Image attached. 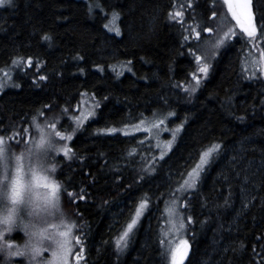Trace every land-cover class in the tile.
Masks as SVG:
<instances>
[{"label":"trees","instance_id":"16d2710c","mask_svg":"<svg viewBox=\"0 0 264 264\" xmlns=\"http://www.w3.org/2000/svg\"><path fill=\"white\" fill-rule=\"evenodd\" d=\"M87 1L91 13L85 0H14L12 6H0V70L22 58L0 90V138L22 144L33 115L69 119L83 92L99 102L95 115L74 128L68 155H57L64 204L73 236L81 241L75 245L83 246L82 264H170L161 254L167 247L161 239L174 237L164 235L169 232L166 202L173 199L190 244L184 264H264V76L255 70V77L244 78L252 71L242 65L248 38L232 37L207 61L204 77L188 53L195 39L183 37L194 21L213 26L215 0H194L195 11L186 7L187 0ZM113 11L120 13L119 36L103 27ZM177 11L183 12L182 21L169 18ZM252 11L260 55L264 0H252ZM193 73L202 82L189 94ZM167 111L174 113L169 125L184 126L162 160L144 134L97 131ZM213 142L224 151L198 189L180 192L179 173L186 174ZM132 148L136 152L129 156ZM153 157L155 171L147 172L144 166ZM245 169L252 176L248 183ZM145 193L149 204L126 250L118 252L115 238ZM13 259L23 264L22 257Z\"/></svg>","mask_w":264,"mask_h":264},{"label":"snow or ice","instance_id":"6c2138e0","mask_svg":"<svg viewBox=\"0 0 264 264\" xmlns=\"http://www.w3.org/2000/svg\"><path fill=\"white\" fill-rule=\"evenodd\" d=\"M14 3V0H0V6L8 5L12 6ZM194 0H187L186 7L188 9L193 8ZM223 4L227 7L228 13H230L231 18L235 21V27L228 28L227 31H222V25L223 20L220 24L216 25V28L213 27H203L202 22L200 21H194L192 27L190 29H185V31H188V35H185L183 37V40L187 42L190 38H194L196 43L194 47H190L188 49L189 55L194 56L195 61L198 65V72L202 73L204 77H206L209 73L210 63L206 61H210L211 59H215L217 56L218 51L225 47L230 41L232 37H237L238 39H243L245 36L249 39L255 38L257 35V24L253 17V11H252V0H223ZM185 5H182L181 7H184ZM96 7H99V5H96ZM93 11V6H89V12L91 13ZM120 13L117 11H113L111 20L108 24H105V27L109 29V31H114L116 35L120 34V28L117 25V20L119 19ZM217 13L213 11L211 13L212 18H215ZM180 18L182 21L184 18L183 12L177 11L175 15L172 13H169L170 19H176ZM238 27L240 30L239 33L235 30ZM260 30L262 36H264V14H261L260 16ZM214 31H220L221 34L219 36L213 35ZM202 33H206V36H203ZM44 39L50 40L51 37L48 35H45ZM202 53V54H201ZM79 58V57H78ZM22 58H16L13 60V64L17 65L21 62ZM27 63L30 65L32 63L31 58L28 59ZM127 63H131L130 61ZM251 63L252 65V71L251 75H246L245 79H252L256 76L255 69L260 70V75L264 76V50L260 51L259 59L255 57H250L249 60L244 61V64L247 65ZM39 67V65H37ZM83 71V70H81ZM46 76H41L40 80H46ZM193 79L195 80V86L186 89L189 94L194 93L196 89L200 86L202 82V77L197 76L196 73H193ZM7 82L5 80H0V90H2L6 86ZM18 87L19 85H15ZM231 99V98H229ZM99 107V102H96V104L93 106V110H89L87 113H82L80 116L72 117V119L76 123V127L79 128L83 121L87 119L88 117L94 116L95 111L94 109ZM39 116H43V113H38ZM174 115V113L169 112L166 115H162L159 113H153V117L151 120L148 118H145L144 120H141L139 125H132L131 128L134 131H139L142 126L145 125V123H148V127H146L144 130L149 133V135L152 134V132L156 131V137H157V147L161 148L160 151V159L162 160L164 156L166 155L167 151L171 149L172 145L175 143L177 136L179 135L181 129L184 126V122H181V124L177 125L174 129H172V139L169 141L161 142L159 140V129L160 126L163 125L164 120L168 117ZM37 119V115H33L31 118V122L35 121ZM55 121L59 120V117H54ZM243 119V118H238ZM53 129L57 128V123H53L51 125ZM129 128V125H124L122 129H117L115 127H107V128H101L97 129L100 133H116L118 131H124L125 134H128L127 129ZM25 131H28L25 129ZM57 137L60 139H70L71 135L69 134L68 137H64L63 134L60 131H56ZM163 145V147H162ZM59 151H63L64 154L67 156L69 153V149L64 146ZM224 150L221 147L220 143L213 142L210 146L204 147L199 152V159L195 160L194 166L191 167L190 170H187V175L184 173H179V180H177L178 184V190L183 193H188L189 190L192 189H198L200 184L203 182V176L207 171V168L211 166L212 163L215 162V159L217 156H219ZM241 151H244L243 147H241ZM136 152L135 148H132L128 155L132 156L133 153ZM191 158V154H190ZM243 157H241L242 159ZM236 158L233 157V160ZM156 160V157H153L151 161H148L147 164H145L144 169L147 172L155 171V166L153 164V161ZM231 163V161H230ZM262 165H264V161L261 162ZM235 164H232V167L235 168ZM237 176L241 175V172L236 173ZM142 178V177H141ZM227 179V177H225ZM182 181V182H181ZM252 181V176L248 174L247 169L244 170L243 174V182L248 183ZM254 183V182H253ZM245 192V189L242 188V194ZM149 204V197L147 193L144 194V196L139 200L138 204L134 206V211L132 209H129V219L126 221L125 225L123 226V231L120 233L118 237L115 238V244L117 247L118 252H123L126 250L128 246V239L130 235L134 234V230L138 226L139 218L143 215L144 210L147 208ZM165 212L168 215V224H169V232L164 233V235L169 234H176L179 235L185 230V218L181 214L180 208L178 206V202L176 199H173L169 202H166V208ZM189 221L192 219L190 216L187 218ZM72 227L73 225L68 224L66 232L62 233L66 237H68L66 241V245L62 247L60 253L57 256V264H70V257L72 254L73 249V241L75 240V243L80 244V238L79 237H73L72 235ZM167 244V247L163 249L162 256L170 257V264H184L185 257L188 255L189 250V243L186 239H180L179 243H176L175 240H167L161 239V244L165 245ZM7 247L11 249L13 247V241H9L7 244ZM243 247V245H241ZM83 246L81 245V253L76 255V261L77 264H79V261L83 259ZM23 250L17 248L16 251L10 252V256L12 257H22Z\"/></svg>","mask_w":264,"mask_h":264},{"label":"clouds","instance_id":"9594fccd","mask_svg":"<svg viewBox=\"0 0 264 264\" xmlns=\"http://www.w3.org/2000/svg\"><path fill=\"white\" fill-rule=\"evenodd\" d=\"M54 117L32 121L30 138L19 146L0 138V264H18L10 256L17 248L23 264H57L66 245L71 214L57 177L62 144ZM17 231L20 240L13 239Z\"/></svg>","mask_w":264,"mask_h":264},{"label":"rangeland","instance_id":"374dc122","mask_svg":"<svg viewBox=\"0 0 264 264\" xmlns=\"http://www.w3.org/2000/svg\"><path fill=\"white\" fill-rule=\"evenodd\" d=\"M88 4V7L91 5L87 0H85ZM214 7H215V12L217 13L216 17L213 18V28L215 29L216 28V25L217 24H220L221 21L223 20V25H222V31H227L228 28L230 27H235V21L231 18V15L230 13H228L227 11V7L223 4V0H215V3H214ZM112 13L113 12H110L108 13L106 19L104 20L103 22V27L104 29L111 33V34H114L116 35V33L114 31H109L108 28L105 27V24H108L109 21L111 20V17H112ZM117 25L119 26L120 28V25H119V19L117 20ZM237 31V33L240 31L238 29V27L235 29ZM121 33V31H120ZM221 34L220 31H214L213 35L215 36H219ZM120 35V34H119ZM117 35V36H119ZM258 45V41L255 39V38H252V39H249L247 40V43L246 45L244 46V61L246 60H249L250 57H255L257 59H259V54L257 53V47ZM202 54V53H201ZM244 61H243V67L245 70H253L252 69V65L251 63L245 65L244 64ZM207 62V61H206ZM25 64V63H24ZM14 66H18L17 65H14L13 63L10 64L8 67H4L0 70V80H5V81H8L11 77V74L13 72V67ZM255 70H259L258 68L255 69ZM260 71V70H259ZM193 77V74L192 76ZM194 80V79H193ZM195 81V80H194ZM191 86V85H190ZM79 102L77 104V107L74 106V109L76 111V113L72 114L71 117L68 119V118H60L59 120H56L55 123H57V128L55 129L56 131H60L64 137H68L69 134L71 135V138L72 136L74 135V128L76 127V123L75 121L72 119V117H75V116H80L82 113H87L89 110H93V106L95 105V98L93 95L89 94V93H86V92H83L80 94L79 96ZM162 115H166V114H162ZM70 116V115H69ZM92 117V116H91ZM91 117H88L87 119H85L83 121L82 124H84L87 120H89ZM153 117V115H151L150 117H145V118H148L149 120H151V118ZM145 118L143 119H140L139 121H137L136 123L134 124H129V128L127 129V132L128 134H137V133H140V134H144V136H148V138L155 143V148L158 149V152H159V157H160V151H161V148H158L157 147V137H156V131L154 130L152 132L151 135H149V133L147 131H145L144 129L146 127H148V123L146 122L144 126L141 127V129L139 131H134L132 130L131 126L132 125H139L140 121L141 120H144ZM81 124V125H82ZM177 125L175 124H172V125H169L168 123V118L164 120V123L163 125L160 126V129H159V140L161 142H164V141H169L172 139V129H174ZM124 127V126H123ZM123 127H115L117 129H122ZM116 133H119V134H125L124 131H118ZM32 133H30V135L28 137H26L27 139L30 138ZM103 134V133H102ZM104 134H111V133H104ZM70 138V139H71ZM70 139H60V143L62 144V147L68 145V141ZM177 140V138H176ZM176 142V141H175ZM174 145V144H173ZM172 145V146H173ZM163 147V145H162ZM57 155H64V152L63 151H60ZM167 155V153H166ZM165 155V156H166ZM199 159V156L197 158V160ZM190 170V169H189ZM187 175V173L185 174ZM182 182V181H181ZM71 224V223H70ZM20 233V231H17L15 233V236L13 237V239L15 240H20L19 237H16V234ZM72 235H74L73 233V229H72ZM174 237H173V240H175L176 243H179V240L180 239H186L184 237V234L183 232L179 235H176V234H173ZM20 236V235H19ZM74 237V236H73ZM81 253V250L78 249L75 245V241H73V249H72V254H71V257H70V264H77V261H76V255L77 254H80ZM79 264H82V260L79 261Z\"/></svg>","mask_w":264,"mask_h":264},{"label":"water","instance_id":"95a60500","mask_svg":"<svg viewBox=\"0 0 264 264\" xmlns=\"http://www.w3.org/2000/svg\"><path fill=\"white\" fill-rule=\"evenodd\" d=\"M189 253H190V244H189V250H188V255L185 257V260H184V263L186 262L188 256H189Z\"/></svg>","mask_w":264,"mask_h":264},{"label":"bare ground","instance_id":"6f19581e","mask_svg":"<svg viewBox=\"0 0 264 264\" xmlns=\"http://www.w3.org/2000/svg\"><path fill=\"white\" fill-rule=\"evenodd\" d=\"M167 113H168V111H167ZM130 177V176H129ZM190 254V253H189Z\"/></svg>","mask_w":264,"mask_h":264}]
</instances>
